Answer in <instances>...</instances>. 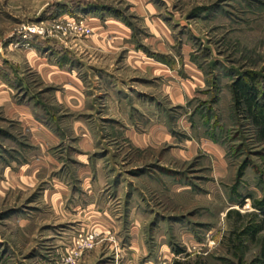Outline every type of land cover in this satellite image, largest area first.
<instances>
[{
  "label": "rangeland",
  "instance_id": "1",
  "mask_svg": "<svg viewBox=\"0 0 264 264\" xmlns=\"http://www.w3.org/2000/svg\"><path fill=\"white\" fill-rule=\"evenodd\" d=\"M251 76L264 0H0V264H264Z\"/></svg>",
  "mask_w": 264,
  "mask_h": 264
},
{
  "label": "trees",
  "instance_id": "2",
  "mask_svg": "<svg viewBox=\"0 0 264 264\" xmlns=\"http://www.w3.org/2000/svg\"><path fill=\"white\" fill-rule=\"evenodd\" d=\"M232 93L235 106L251 117L264 141V104L259 101L261 93L255 78L251 76L235 81L232 85Z\"/></svg>",
  "mask_w": 264,
  "mask_h": 264
},
{
  "label": "built area",
  "instance_id": "3",
  "mask_svg": "<svg viewBox=\"0 0 264 264\" xmlns=\"http://www.w3.org/2000/svg\"><path fill=\"white\" fill-rule=\"evenodd\" d=\"M68 28L73 30V31H77V32H80V33H85V29L83 28V25H78L76 24V22H73V23H70L68 24Z\"/></svg>",
  "mask_w": 264,
  "mask_h": 264
},
{
  "label": "crops",
  "instance_id": "4",
  "mask_svg": "<svg viewBox=\"0 0 264 264\" xmlns=\"http://www.w3.org/2000/svg\"><path fill=\"white\" fill-rule=\"evenodd\" d=\"M69 8H67V7H64V10H65V14L66 15H70V10H68V9H70V6H68Z\"/></svg>",
  "mask_w": 264,
  "mask_h": 264
}]
</instances>
